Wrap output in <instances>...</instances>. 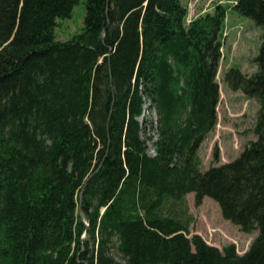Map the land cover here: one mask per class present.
<instances>
[{
  "label": "trees",
  "instance_id": "obj_1",
  "mask_svg": "<svg viewBox=\"0 0 264 264\" xmlns=\"http://www.w3.org/2000/svg\"><path fill=\"white\" fill-rule=\"evenodd\" d=\"M79 2L0 0V264H264V0L189 23L182 0H85L82 31L57 41ZM228 11L263 32L256 72L223 77L259 104L255 140L202 171ZM188 194L256 231L248 249L192 234Z\"/></svg>",
  "mask_w": 264,
  "mask_h": 264
},
{
  "label": "rangeland",
  "instance_id": "obj_2",
  "mask_svg": "<svg viewBox=\"0 0 264 264\" xmlns=\"http://www.w3.org/2000/svg\"><path fill=\"white\" fill-rule=\"evenodd\" d=\"M84 1L73 8L71 17L58 19L54 30L57 41L70 40L79 34L84 26ZM187 7L186 23L198 16L213 11L216 4L230 6L235 0H182ZM262 30L243 17L228 11L222 34V58L219 64L217 81L220 98L216 108L217 124L207 136L199 149L201 170L234 160L250 141L255 140L253 128L256 122L259 104L249 99L240 91H232L224 82V74L229 68L239 69L243 74L252 75L257 67L253 62L262 39ZM146 101L142 117L141 137L146 141L147 152L154 155L153 142L157 138V117L154 110H149ZM217 147L219 159L213 160V151ZM188 214L192 217L190 232L197 234L210 246L222 247L234 244L236 252L243 254L257 235V232L244 233L240 228L223 219L218 204L204 198L199 206L195 204L194 195L186 196ZM118 259V256L115 255Z\"/></svg>",
  "mask_w": 264,
  "mask_h": 264
},
{
  "label": "water",
  "instance_id": "obj_3",
  "mask_svg": "<svg viewBox=\"0 0 264 264\" xmlns=\"http://www.w3.org/2000/svg\"><path fill=\"white\" fill-rule=\"evenodd\" d=\"M82 191H83V188H82V190L80 191V194H79V201H80L81 196H82ZM85 238H86V233H84L82 239H85Z\"/></svg>",
  "mask_w": 264,
  "mask_h": 264
}]
</instances>
